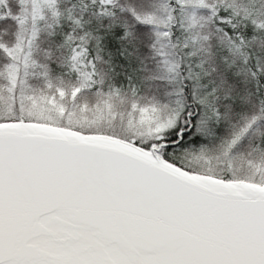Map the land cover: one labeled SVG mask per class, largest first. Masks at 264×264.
<instances>
[{
    "label": "snow or ice",
    "instance_id": "snow-or-ice-1",
    "mask_svg": "<svg viewBox=\"0 0 264 264\" xmlns=\"http://www.w3.org/2000/svg\"><path fill=\"white\" fill-rule=\"evenodd\" d=\"M0 264H264V0H0Z\"/></svg>",
    "mask_w": 264,
    "mask_h": 264
}]
</instances>
